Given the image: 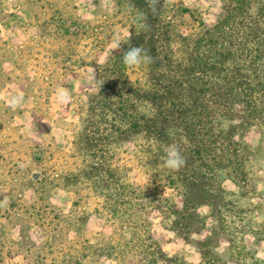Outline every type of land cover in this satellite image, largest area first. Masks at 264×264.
I'll list each match as a JSON object with an SVG mask.
<instances>
[{"label":"rangeland","instance_id":"1","mask_svg":"<svg viewBox=\"0 0 264 264\" xmlns=\"http://www.w3.org/2000/svg\"><path fill=\"white\" fill-rule=\"evenodd\" d=\"M243 5L0 0V264H203L214 234L216 264H264V0Z\"/></svg>","mask_w":264,"mask_h":264},{"label":"trees","instance_id":"2","mask_svg":"<svg viewBox=\"0 0 264 264\" xmlns=\"http://www.w3.org/2000/svg\"><path fill=\"white\" fill-rule=\"evenodd\" d=\"M231 2H233V6L230 8V11H232L233 17H237L238 15H240L242 13V9H243V0H231ZM221 24L218 23V25ZM221 27H218V30ZM221 49H225V47H219V48H212L209 47L208 50V56H224L225 52L228 50L226 49L225 51L221 50ZM209 59V58H208ZM210 186V190L211 192H208V190L204 187L198 188V185H191L189 186V184H186L184 186V191H183V204L182 206L184 207V209L181 212H177L178 213V220H177V224L179 226L180 229V233H187L189 232L192 228H195L197 225V218L195 217L194 219V223L191 226V220L190 218L192 216H194L193 210L195 208H197L200 205H212V200L214 199V195L213 193L215 191H220V188L218 186V184H214L212 182L209 183ZM175 227L176 224H175ZM217 236V234H214L210 237H205L202 241H200L201 243H198V254H199V258L202 259V263L203 264H211V262L213 261L214 264L217 263L218 259H215L214 255L212 256L211 254V248H212V244L214 241V238ZM176 263H170V264H184L182 261L177 260L175 261Z\"/></svg>","mask_w":264,"mask_h":264},{"label":"clouds","instance_id":"3","mask_svg":"<svg viewBox=\"0 0 264 264\" xmlns=\"http://www.w3.org/2000/svg\"><path fill=\"white\" fill-rule=\"evenodd\" d=\"M151 11L157 10V5L160 0H147ZM114 51L120 53L121 62L129 67H140L141 65L152 62L153 57L147 49L141 46H129L122 48L121 43L117 40L114 44ZM65 97L68 96L67 90H59ZM186 163L185 157L182 155L178 145H171L168 147L166 157L163 160V166L172 171H179Z\"/></svg>","mask_w":264,"mask_h":264}]
</instances>
